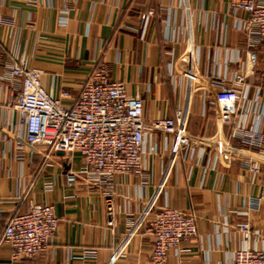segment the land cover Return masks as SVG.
I'll list each match as a JSON object with an SVG mask.
<instances>
[{
    "label": "crops",
    "instance_id": "crops-1",
    "mask_svg": "<svg viewBox=\"0 0 264 264\" xmlns=\"http://www.w3.org/2000/svg\"><path fill=\"white\" fill-rule=\"evenodd\" d=\"M231 3L0 0V66L38 70L42 86L56 98L67 92L71 106L105 64L144 101L147 124L184 111L191 140L179 146L175 135L148 131L145 169L115 180L112 227L106 189L82 173L83 159L28 144L9 107L20 85L0 81V264H152L146 218L166 207L194 216L199 230L166 264H234L240 250H264V203L249 207L263 191L264 156L261 172H250L256 155L238 127L246 121L264 135V43L251 45L241 29L248 15ZM31 203L52 204L60 226L45 255L15 260L4 231Z\"/></svg>",
    "mask_w": 264,
    "mask_h": 264
},
{
    "label": "built area",
    "instance_id": "built-area-1",
    "mask_svg": "<svg viewBox=\"0 0 264 264\" xmlns=\"http://www.w3.org/2000/svg\"><path fill=\"white\" fill-rule=\"evenodd\" d=\"M231 5L235 11L248 15L241 29L250 38L251 45L263 44L264 0H232ZM151 15L143 16L144 27ZM9 78L20 85L9 107L25 128L27 143L56 153L78 154L83 159L82 173L106 189V212L112 227L116 216L115 180L145 169L148 131L175 135L179 146L191 144L184 131V111H179L174 119L160 118L147 124L144 101L131 97L124 83L111 80L105 64H99L83 82L71 106L62 102V98L69 97L67 92L60 98L52 96L42 86L41 73L25 63L0 66V81ZM238 127L243 146L256 155L248 159V170L260 173L264 135L247 130L246 121ZM68 181L73 184L75 176L69 174ZM262 203L264 185L261 196L250 200L249 207L256 209ZM59 226L60 218L52 204L31 203L27 213L16 215L9 221L4 231V243L11 248L15 260L45 255ZM240 229L247 233L252 231L249 224ZM146 233L153 239L152 264H166L171 253L177 257L184 254L183 244L196 239L199 230L194 216L178 208L166 207L146 218ZM234 264H264V250H240L235 254Z\"/></svg>",
    "mask_w": 264,
    "mask_h": 264
}]
</instances>
